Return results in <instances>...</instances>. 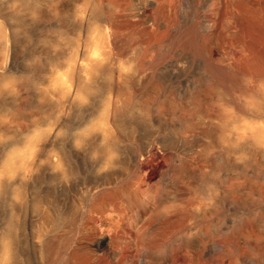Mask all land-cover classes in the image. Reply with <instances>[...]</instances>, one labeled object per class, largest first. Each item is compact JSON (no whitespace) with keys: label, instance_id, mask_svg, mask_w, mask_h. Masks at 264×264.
<instances>
[{"label":"rangeland","instance_id":"rangeland-1","mask_svg":"<svg viewBox=\"0 0 264 264\" xmlns=\"http://www.w3.org/2000/svg\"><path fill=\"white\" fill-rule=\"evenodd\" d=\"M103 1H112L116 13L117 51L139 44L135 64L152 82L137 115V135L148 132L150 142L137 144V203L123 198V229L108 227L106 235L120 239L116 264H264V153L241 143L248 148L230 149L227 159L217 123L226 118L218 107L223 102L235 108L236 121L259 124L247 101L264 81V0H142L144 22L130 15V0ZM72 3L79 8L83 1ZM82 30L59 27L61 42L80 38ZM44 33L54 35L51 28ZM53 51L45 49L43 63L48 53L58 56ZM147 109L149 131L141 124ZM166 138L174 145H162ZM207 173L215 176L218 196L214 206L197 211Z\"/></svg>","mask_w":264,"mask_h":264},{"label":"bare ground","instance_id":"bare-ground-1","mask_svg":"<svg viewBox=\"0 0 264 264\" xmlns=\"http://www.w3.org/2000/svg\"><path fill=\"white\" fill-rule=\"evenodd\" d=\"M81 1L83 4L77 8L72 0H17L16 9L9 11L12 0H0V19L3 20V27H0V66L7 62V72L12 73L16 81V92L0 94V116L9 121L5 127L15 134L16 140L15 144H0V167L15 171L18 161L28 164L27 156L32 145L24 144L21 137L33 127L39 128L41 116L48 115L52 106L54 110L63 106L60 101L50 100L49 94L38 93L34 87L36 83L47 81L53 90L63 89L71 83L75 90L84 93L87 89H79L77 82L96 83L99 72L96 97L89 107L78 115L62 119L60 123L66 128L81 126L95 114L101 100V108L90 121L91 131L93 135L118 143L122 152L121 169L98 175L95 164L84 153L76 151L70 139L49 140L42 146L41 157L47 154L41 164H47L59 174L52 173L47 165L39 171L40 165H36L35 171L39 174L22 178L18 183H0V264H116L120 239L107 240L108 227L115 233L122 231L120 207L124 197L132 206L137 203V144L150 143L148 132L142 137L137 135L140 126L137 115L141 96L149 95L152 82L145 83L144 74L135 64L140 52L136 47L139 44L127 49L130 46L127 42L125 50L117 51L112 1ZM141 2L130 0L127 3L132 17L140 19L144 16L146 7ZM76 18L79 19L77 23ZM115 20L113 22H117ZM141 21L144 22L143 19ZM137 22L133 23L136 25ZM61 26L64 29H83L82 40L75 34L65 37L62 43L60 38L63 34L58 32ZM47 28L54 33L50 38L44 33ZM79 41H83L82 49ZM119 45L121 47V43ZM57 47L60 48L56 52L58 56L46 53L43 63L41 55L45 49ZM121 60L133 64L128 74L120 71ZM141 87L143 90L139 91ZM149 113L150 109L144 112L148 119L143 118L141 123L146 131L152 127ZM42 135L41 132L36 140ZM250 135L264 136V128L255 124ZM180 139L177 144L182 143ZM171 143L169 138L162 141V145ZM244 143L254 145L250 140ZM53 146L61 155L56 149H49ZM10 147H19L20 150L10 153L5 159V152ZM147 147L145 145L144 148ZM229 151L224 148L227 159H230ZM68 176L76 179L66 185L65 177ZM107 189H111V193H106ZM107 201L111 202L110 208Z\"/></svg>","mask_w":264,"mask_h":264},{"label":"clouds","instance_id":"clouds-1","mask_svg":"<svg viewBox=\"0 0 264 264\" xmlns=\"http://www.w3.org/2000/svg\"><path fill=\"white\" fill-rule=\"evenodd\" d=\"M17 7V0H12V3L8 6L9 11L15 10ZM0 27H3V20L0 19ZM60 48H55L54 52H59ZM67 54V50H65ZM39 59V57L37 58ZM102 59V57H101ZM61 67H63V61H61ZM133 68L131 62L120 61V71L124 74H128ZM99 72L97 73L96 83H89L86 81H78L77 87L79 89H87L86 92L75 90L71 83H67L63 89L53 90L49 82L36 83L34 85L35 90L38 93L49 94V99L52 101H60L62 107L58 110L48 112V115L41 116L39 128L33 127L31 130L24 133L21 137L24 144H31V152L27 156L28 164H21L17 162L18 168L15 171H9L3 167H0V183L10 182L18 183L22 178H27L39 174L35 171L36 165H40L41 170L47 164H41L44 156L41 157L42 146L52 140L70 139L72 147L81 153H84L88 160L95 164V172L98 175H102L111 171H119L122 164V152L118 143L109 141L101 135H93L91 131L90 121L97 111L101 108V100H99V107L95 114L90 116L81 126L76 128H66L61 126L62 119L73 117L82 113L92 102V99L96 97V89L98 87ZM16 81L12 73L7 72V62L0 66V94L5 92L14 93L16 88L14 87ZM246 83L253 85V80L248 78ZM256 94L250 97L247 101V107L256 114L259 119L258 126L264 128V81L257 82L255 84ZM43 97H41V103H43ZM218 107L221 109L223 115L226 117L222 121H217L219 126L218 141L223 148L237 149L241 143L245 141H251L256 148L264 150V136L250 135L254 130V125L249 123L247 119L236 121L235 120V108L225 106L223 102L218 103ZM145 120L148 119L146 114L141 113ZM9 121L3 116H0V144H15V134L11 133L5 126ZM43 133L40 139L37 141L36 137ZM35 141V143H33ZM56 149V147H50L49 149ZM19 147H10L5 152V159L10 153L19 152ZM57 150V149H56ZM57 154L61 153L57 150ZM55 159V157H53ZM48 166V165H47ZM49 167V166H48ZM50 171L54 174L49 167ZM76 177H65L66 185L74 181ZM215 176L211 173H207L201 182V191L198 192L199 206L197 211L200 210V206L212 207L215 205L218 191L214 183ZM167 208L161 211H167Z\"/></svg>","mask_w":264,"mask_h":264}]
</instances>
